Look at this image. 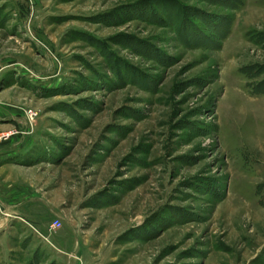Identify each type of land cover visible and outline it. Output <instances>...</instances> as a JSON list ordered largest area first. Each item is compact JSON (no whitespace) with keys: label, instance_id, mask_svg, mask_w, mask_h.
<instances>
[{"label":"rangeland","instance_id":"1","mask_svg":"<svg viewBox=\"0 0 264 264\" xmlns=\"http://www.w3.org/2000/svg\"><path fill=\"white\" fill-rule=\"evenodd\" d=\"M0 133V264H264V0H0Z\"/></svg>","mask_w":264,"mask_h":264},{"label":"built area","instance_id":"2","mask_svg":"<svg viewBox=\"0 0 264 264\" xmlns=\"http://www.w3.org/2000/svg\"><path fill=\"white\" fill-rule=\"evenodd\" d=\"M28 116H29V118H32L33 115H32L31 111L28 112ZM10 134L11 133H0V142L3 141V140H6L9 137ZM58 226H60V221L59 220H55V223H53L52 227L56 228Z\"/></svg>","mask_w":264,"mask_h":264}]
</instances>
